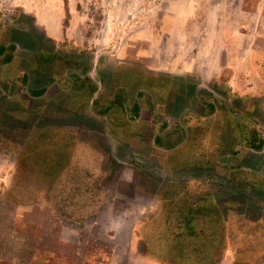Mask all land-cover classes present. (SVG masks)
I'll list each match as a JSON object with an SVG mask.
<instances>
[{"label":"rangeland","instance_id":"rangeland-1","mask_svg":"<svg viewBox=\"0 0 264 264\" xmlns=\"http://www.w3.org/2000/svg\"><path fill=\"white\" fill-rule=\"evenodd\" d=\"M39 15L55 16L64 39L41 40ZM12 34L21 45L55 47L64 58L138 60L172 74L175 89L264 124V0H0V46ZM124 70L130 84L143 81ZM215 93L218 100L209 98ZM7 109L1 105L0 264H177L163 256L160 192L168 181H187L180 168L169 174L155 157H143L138 169L123 163L121 179L72 164L52 172L35 162L43 154L25 146L29 128ZM236 145L235 158L222 147L217 152L228 155L221 164L231 168L195 173L211 182L220 221L233 218L234 254L222 244L211 264H264V187L255 175L264 151ZM58 172L62 177H52Z\"/></svg>","mask_w":264,"mask_h":264},{"label":"crops","instance_id":"crops-1","mask_svg":"<svg viewBox=\"0 0 264 264\" xmlns=\"http://www.w3.org/2000/svg\"><path fill=\"white\" fill-rule=\"evenodd\" d=\"M54 19L37 16L44 29L41 40L56 43L64 39ZM20 31L26 40L36 41L31 33ZM6 46L17 49L5 51L11 59L0 65V110L2 104L8 105L7 113L17 114L26 123L25 146L36 149L35 155L43 154L36 163L51 165L52 172L72 164L73 169L102 173L99 177L118 173L114 175L118 179L123 177V163L138 169L143 157H155L169 174L180 168L187 181H168L160 192L164 219L165 211L174 212L176 207L202 210L196 221L200 236L194 240L210 243L215 254L220 242L225 243L226 252L234 254L229 240L235 233L233 218L227 214L221 224L224 236H219L220 223L213 211L218 202L209 188L211 182L200 171L215 172L220 165L227 168V162L221 164L225 158L217 152L228 137L219 132L236 121L234 116L242 119L232 124L233 129L235 125L249 128V114L240 115L233 108L215 109L211 100L199 97L196 91L188 94L186 89H175L169 72L150 70L138 60L123 61L114 55L93 60L64 58L55 47L21 45L13 34ZM122 68L128 75L142 76L143 81L130 84ZM215 94L209 98L219 99L220 94ZM259 125L263 131L264 124ZM243 138L241 132L231 137L235 141ZM261 164L258 175L264 179V158ZM59 176V172L52 174ZM257 254L254 249L247 256Z\"/></svg>","mask_w":264,"mask_h":264},{"label":"trees","instance_id":"trees-1","mask_svg":"<svg viewBox=\"0 0 264 264\" xmlns=\"http://www.w3.org/2000/svg\"><path fill=\"white\" fill-rule=\"evenodd\" d=\"M7 48L8 47L5 45L0 46V61L4 62L11 59V55H4ZM15 48V46L9 47L11 50ZM260 147L261 145L258 146V148ZM222 148L223 150L221 151H234L235 146H226ZM177 210V214H175V212H167L166 219H164V215L161 217L164 233L161 239L163 255H165L166 258L173 259L174 261L176 260L175 262H177V264H211L212 260L216 259L217 254L211 251L210 243L194 240V238L200 236L199 230L201 229L199 225L196 224V221L199 215H202V210L200 211L197 208H182L181 210L179 207H176V211ZM213 211L216 214L215 218L218 217L217 219L220 223L218 227L219 232L223 231L221 228L224 227L221 226V224L225 218L220 221L221 218H219L218 213L219 206ZM173 215L175 219L172 221ZM145 224L146 227L151 225L148 222ZM146 239L147 241L154 242L153 234L150 233ZM158 240L160 241V239H157V242ZM222 244L225 243L220 242L219 245Z\"/></svg>","mask_w":264,"mask_h":264},{"label":"flooded vegetation","instance_id":"flooded-vegetation-1","mask_svg":"<svg viewBox=\"0 0 264 264\" xmlns=\"http://www.w3.org/2000/svg\"><path fill=\"white\" fill-rule=\"evenodd\" d=\"M5 51L7 53H9L8 51H10V49L7 48ZM212 104H213L214 108L216 109L217 106L213 102H212ZM220 110H223V109H220ZM234 117H235L236 120L241 118V116L240 117L239 116H234ZM233 123L234 122H231L230 124L224 125L225 130H222L221 132H219V134H222L224 136L223 138L228 137V142H227V144H223V143L221 144V142H220V145H218V146H220V147L233 146V144H234L233 142L235 140L234 139L232 140L231 137L234 134H237L238 132H241L243 134L244 138L241 141H235L236 144L239 143L238 145L244 146L246 149H250L253 146L256 147V146H259V145H261L260 149L264 148V130L262 131L260 129V125L259 124H257L256 122H251V126L249 128H244V129L242 128L241 125H239V126L235 125L234 129H233V126H232ZM236 144H235V148L238 147ZM230 155H232L235 158L236 156L239 155V152H238V150H237V152H235V149H234V151L232 150ZM222 157L227 160L228 155L225 154V155H222ZM228 167L231 168V162L230 161L228 163ZM255 175L257 176V178L259 180V184L261 186L262 185L264 186V179H259L260 178V174L258 175V173H256ZM261 177L264 178V176H261Z\"/></svg>","mask_w":264,"mask_h":264}]
</instances>
